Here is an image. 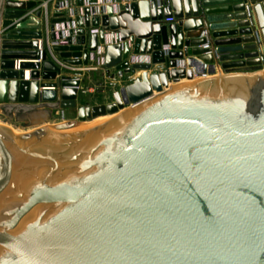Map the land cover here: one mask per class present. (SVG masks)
Listing matches in <instances>:
<instances>
[{"label": "water", "instance_id": "95a60500", "mask_svg": "<svg viewBox=\"0 0 264 264\" xmlns=\"http://www.w3.org/2000/svg\"><path fill=\"white\" fill-rule=\"evenodd\" d=\"M46 1L0 0V110L75 109L82 122L140 107L94 131L38 129L23 137L30 147L0 128V264H264V0L84 9L74 40L50 49L65 19L46 35ZM113 34L100 69L141 76L110 103L78 105L81 81L61 64L87 67ZM19 161L29 179L14 195Z\"/></svg>", "mask_w": 264, "mask_h": 264}, {"label": "rangeland", "instance_id": "374dc122", "mask_svg": "<svg viewBox=\"0 0 264 264\" xmlns=\"http://www.w3.org/2000/svg\"><path fill=\"white\" fill-rule=\"evenodd\" d=\"M87 68L89 69H85L81 71H70V72L68 71L67 73H65L67 70L66 71L64 70V73L66 75L71 76L72 78L77 77L81 81V86L78 95V105L92 106V105L110 103L113 100V96H112L113 93L117 91L120 87L130 83L133 80L132 76H125L124 78L119 79L116 76L111 77L110 75H107L104 70L98 67L96 60L90 62ZM154 71H160V69L155 68ZM261 73L264 74V71H261ZM184 81L185 83H183ZM173 84L175 85L178 84V86H182L186 84V80H182L178 83H173ZM61 113H63L64 117H61ZM42 114H45V116H42ZM71 123L75 125L77 124V126L79 125V128L82 129L84 128V130L92 129L94 131L98 129L97 127L94 128L93 126L91 127V121L90 122L87 121L83 123L78 122L76 118L75 109L60 110V109L40 108L39 110L36 109L32 111L18 110L17 113L14 110L11 111L0 110V128L6 130L7 132L8 130H17L21 134L23 133L22 135L27 133L32 134L38 129H43V127H45L46 125L58 126L59 128L62 127L61 125L64 124L72 125ZM104 131L102 130L101 132L100 131L99 132L100 134H102V132L105 133ZM76 133H77L76 130H74L72 133L71 131L70 132L64 131L63 136L61 137L74 135ZM98 135L96 137L89 135L87 137V143H90L92 140L97 138ZM16 142L19 145H24L27 147H30L31 145L28 143L27 140H24L23 138L16 140ZM36 144H38L39 146L38 142H34L31 147L35 146Z\"/></svg>", "mask_w": 264, "mask_h": 264}, {"label": "built area", "instance_id": "2783aa9c", "mask_svg": "<svg viewBox=\"0 0 264 264\" xmlns=\"http://www.w3.org/2000/svg\"><path fill=\"white\" fill-rule=\"evenodd\" d=\"M133 0H96L95 2L90 3L88 0H83L82 6H77L75 0H48L44 2L41 5V11L42 16L41 19L45 22V31L44 33L49 34L51 31L48 28V23L50 19L53 17H63L65 20L64 22L57 23L54 25V33L56 34V39L54 41L48 40V47L49 49L54 45H66L67 41L66 38L70 36V32H73L72 39L74 40L76 36V22L75 18L77 16H82L84 9L89 10L90 16H101L103 13H105L106 7H112L114 13L116 14L119 10V7L124 5L125 3H129ZM162 1V0H161ZM163 4L161 3L159 8H162ZM172 19H166V21H171ZM99 30L98 28L92 29L90 31L91 34H98ZM60 35V36H59ZM118 39L116 37V34H113L112 36L106 35L105 41L103 45H99L97 48V51L95 53H90V62L96 60L98 67L101 68V66L104 64V57H103V46L104 45H111L118 43ZM258 51L260 54L264 55V47L261 39L256 42ZM169 47H164V50H168ZM53 58L56 59V56L53 54ZM89 62V63H90ZM150 62V56H142L137 60L134 59V63H149ZM179 67L184 68L185 64L184 62H179ZM63 71L65 70H73L74 67H69L61 64ZM79 71L89 69L87 67L85 68H77ZM264 71V65L263 69ZM77 78V77H75ZM61 117H64L63 113H61Z\"/></svg>", "mask_w": 264, "mask_h": 264}, {"label": "bare ground", "instance_id": "6f19581e", "mask_svg": "<svg viewBox=\"0 0 264 264\" xmlns=\"http://www.w3.org/2000/svg\"><path fill=\"white\" fill-rule=\"evenodd\" d=\"M161 68V67H160ZM141 71H138L135 75H133L132 77L133 78H137V77H140L141 76ZM28 74H29V71H26V76H28ZM212 77H215V76H212ZM207 78H210V77H208V76H206V77H196L193 81H188V80H186V79H183V80H186V84L187 85H190V84H192V83H195V82H197V81H200V80H202V79H207ZM180 81H182V80H180ZM180 81H177V82H172V81H170L169 82V86H168V88H164L163 89V93L164 92H167L168 90H170V89H172V88H175V87H182V86H186V84L185 85H182V86H178V84L177 85H175V84H173V83H178V82H180ZM183 83H185V81L183 82ZM160 96V94H158V93H156V92H154V94H153V98H150L149 100H147V102H144V103H148L149 101H151L152 99H154V98H157V97H159ZM143 103V104H144ZM142 104V105H143ZM140 106H135V107H127V108H124L123 110H119L118 112H116V113H114V114H109V115H105V116H100V117H97V118H95V119H93V120H90L91 121V127L93 126V128L94 127H97L98 129L100 128V127H103V126H105V125H107V124H110V123H113L114 121H116L119 117H121V116H123V115H125L126 113H129V112H131L132 110H134V111H136L138 108H139ZM41 115V114H40ZM39 115V116H40ZM42 116H45V114H42ZM38 120V119H37ZM89 121V122H90ZM83 122H87V121H82L81 123H83ZM36 123V122H35ZM34 123V124H35ZM3 125V124H2ZM58 125V124H57ZM66 124H64V125H61L62 127H59L58 128V126H51V125H46L45 127H43V129H48V130H51L52 132H56V136H59V137H61V136H63V132L65 131V132H70L71 131V133L74 131V130H76V134H79V133H83V131L84 132H87V131H93L92 129L91 130H84V128L82 129V128H79V125L77 126V124L75 125H70V124H68V127H66L65 126ZM8 130V129H7ZM35 131V130H34ZM8 132L16 139V140H18V139H21V138H23L24 136H26V135H29V134H31V133H27V134H24V135H22L19 131H17V130H8ZM69 134V133H68ZM75 135V134H74ZM98 135V131H96V132H94L93 134H92V136H94V137H96ZM35 142H38L39 143V146H42V147H45V148H49L50 146H53V145H55L54 143H55V141H49V140H46V141H42V140H36ZM87 142V141H86ZM85 142V143H86ZM25 168L26 167H24V165L23 164H21L20 163V161L19 162H17L16 163V171L14 172V174H13V177H12V181H11V184H10V186H9V188H8V191H10V190H12V192L15 190V193H14V195L16 194H18L19 192H22V191H25V189H26V187H27V180L29 179L28 177H25V175L27 174L26 173V170H25Z\"/></svg>", "mask_w": 264, "mask_h": 264}, {"label": "crops", "instance_id": "0c3cea01", "mask_svg": "<svg viewBox=\"0 0 264 264\" xmlns=\"http://www.w3.org/2000/svg\"><path fill=\"white\" fill-rule=\"evenodd\" d=\"M51 1H53V0H51ZM245 5H246V4H245ZM247 5H250L248 0H247ZM159 69L161 70L160 67H159ZM68 71L70 72V71H79V70H78L77 68H74L73 70H68V69H67V71H66L65 73H67ZM217 71H218V70H217ZM135 78H136V77H135ZM132 79H134V78H132ZM18 110H20V109H18ZM18 110H15L16 113H17ZM38 110H39V109H38Z\"/></svg>", "mask_w": 264, "mask_h": 264}]
</instances>
